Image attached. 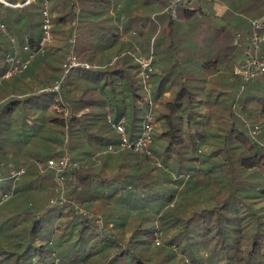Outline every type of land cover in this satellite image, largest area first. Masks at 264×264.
Listing matches in <instances>:
<instances>
[{
    "label": "trees",
    "instance_id": "obj_1",
    "mask_svg": "<svg viewBox=\"0 0 264 264\" xmlns=\"http://www.w3.org/2000/svg\"><path fill=\"white\" fill-rule=\"evenodd\" d=\"M5 1L0 72L7 70L13 39L24 59L39 49L45 11V0ZM47 1L53 39L44 55L8 79L10 93L0 101V169L5 175L26 169L0 204V264H264V144L258 140L264 141V74L244 86L240 115L227 103L210 108L184 81L166 112L152 98L155 156L120 148L107 114L124 118L134 136L150 107L140 54L130 48L149 57L156 35L167 71L153 67L150 84L160 75L162 94L171 52L206 27L197 19L205 15L199 1L181 4L173 19L169 0H156L157 24L135 33L134 43L114 31L110 0ZM209 1L227 6L232 36L221 41L235 84H242L230 50L237 47L235 34L243 42L250 20L264 15V0ZM71 55L91 67L64 75ZM58 83L60 90H51ZM59 101L61 109H54ZM209 139L212 147H203ZM65 153L79 167L65 172L67 188L55 190L47 160ZM62 196L70 202H51Z\"/></svg>",
    "mask_w": 264,
    "mask_h": 264
},
{
    "label": "built area",
    "instance_id": "obj_2",
    "mask_svg": "<svg viewBox=\"0 0 264 264\" xmlns=\"http://www.w3.org/2000/svg\"><path fill=\"white\" fill-rule=\"evenodd\" d=\"M183 1L184 0H169L167 10L173 19L177 18L180 5L185 3ZM0 3L9 4L5 0H0ZM47 3L48 1L45 0L43 33L39 44V49L34 52H30L29 56L24 59L20 55V51L13 39V49L6 54L5 58L8 67L0 77V85L2 84L4 79H9L16 74L25 71L36 54H45L46 45H48L53 39L51 32L52 22L47 10ZM250 24L251 32L246 38L247 42L245 43V45H243V43L241 42V33H236L234 38V45L243 49L241 62L237 64L233 70L234 75L236 77H239L242 81V89H244V86L247 83L254 81L260 75L264 74V15L251 19ZM6 31V26L3 23H0V32L6 33ZM24 49L26 51L30 50L28 45L24 46ZM136 60L140 64V75L144 81L148 93V103L150 105L149 109L144 115L141 126V133L136 138H131L126 129L124 119L116 120L111 115V113L107 114V121L110 123L111 127L118 136V146L120 148L129 149L136 153L153 158L154 153L152 151V144L154 141L155 115L153 111V99L151 97L150 84V77L151 73L153 72V49H151V55L149 57L138 56L136 57ZM77 67L88 69L91 67V65L88 62H80L74 55H71L69 56V61L65 64L64 75H66L70 69ZM60 87L61 83H58L51 90L59 91ZM247 127H249V124H247ZM108 149L113 150L114 147L110 145ZM39 167L41 172L45 171L42 163H39ZM78 167V163L73 161L69 155H60L47 160V168L52 170L57 178L61 179L65 178V172ZM25 173L26 169L24 167H21L19 169L11 168L9 169L7 175H5L0 169V204L8 200L12 196L16 184L20 181ZM7 181H10V186L7 189H2L1 185L5 184V182Z\"/></svg>",
    "mask_w": 264,
    "mask_h": 264
},
{
    "label": "rangeland",
    "instance_id": "obj_3",
    "mask_svg": "<svg viewBox=\"0 0 264 264\" xmlns=\"http://www.w3.org/2000/svg\"><path fill=\"white\" fill-rule=\"evenodd\" d=\"M148 0H110V10H111V15L113 16V28L114 31L119 35L120 39H123L124 42L130 41V42H134L133 38L135 36V33H137L138 31L141 30H146V29H150L152 28L155 24H157V17H158V4H156V0H150L148 2H151L152 4L150 5L149 3H147ZM199 1V7L201 8V10L204 12V14L206 15H198L200 17H197L198 20L202 21V23L200 24H206V27L204 26H199L198 31H196V36L194 37V39L191 38L190 41L186 42L185 44V48L189 50L191 53L195 54V50L197 51V54L200 55L199 57L202 60H206L208 59V50L209 47H211L215 41L216 36L218 35V31H225L226 34L231 35V29L228 26V20L232 21L230 18H226L225 20H221V19H216L214 16H216L217 14H223V12H221L220 6L219 5H215L214 3L210 2L209 0H198ZM183 2H187V0H184ZM182 2V3H183ZM18 6V5H17ZM139 8V9H138ZM168 11V10H167ZM179 14H180V10L178 11V19H179ZM216 20V21H215ZM217 27H220V29H218ZM222 27H226L225 30H222ZM218 29V30H217ZM231 30V31H230ZM195 33H192V37ZM155 41V42H154ZM157 41L156 40V35L153 36V38L151 39V43H150V48L153 49V59L155 60L153 67H155V72L158 74H161V72L163 71H167V67L160 63V61H162L161 59V52L159 51V48L157 47ZM150 42V41H149ZM196 47V49H195ZM150 49V50H151ZM181 49V48H180ZM176 50V52H171V59L173 58L174 61H171L170 59V63H171V71L170 73L173 72L174 68H176V61L178 60L180 62V66H182L181 68H185V66L187 67L184 71L187 72L188 68L193 65V63H190L188 61V52H186V56L184 51L181 52L182 50ZM234 51H236L237 53L240 51L239 47H236L235 49H232ZM22 52V50H21ZM132 55H139L141 56V52L138 48H136V46H134L133 48H130V51ZM206 53H208L206 55ZM30 52H27L26 55L27 57L29 56ZM138 57V56H137ZM222 62V60L220 61ZM174 66V68H172V66ZM1 69V66H0ZM5 72V71H4ZM4 72H0V77ZM185 73V72H184ZM228 75V73H227ZM234 77V76H233ZM159 78H161V76H157V79L152 78L151 79V88L153 90L152 93V98L155 100V103L157 104V106H159V109L162 110L163 112H166L167 107L165 106V103L169 100L168 99V95H161L160 94V90L158 88V85L156 83V80H158ZM234 79V78H233ZM228 80V79H227ZM229 83V82H226ZM12 85V82L8 79H4L2 84L0 85V99H2L3 97L7 96L10 89V86ZM231 87V91L226 94V98H227V104H231L232 105V109L235 113H237L238 115H240L239 113H241V107L242 104L240 102V94H242L241 92L243 91L241 84H237V85H232ZM164 88L167 90L173 88L172 86V82H168L164 85L163 87V91L165 92ZM213 90H210L209 93L213 94ZM160 95V96H159ZM60 99V98H59ZM217 98H214V100ZM163 100V101H162ZM162 101V102H161ZM212 105H210L209 107L211 108V106L213 107L215 105V103H211ZM61 103L59 102H55L53 104V108L54 109H61L60 106ZM252 106V105H251ZM242 114V113H241ZM13 116L17 117V112H13ZM214 122V121H213ZM216 125H220V126H225V124L223 123V121H215ZM250 122V126L249 131L252 135H254L255 137H257L258 134H255L254 131H258V126L257 128H253L251 126ZM249 124V123H248ZM255 124V123H253ZM214 125V124H213ZM247 126V124H246ZM10 132V130H8V133ZM141 133V127H138L136 133L134 136H129L131 138H136L137 136H139ZM11 136V135H10ZM211 139H213V136H209ZM211 139H209V144L208 146H203V147H212L211 144ZM259 142L264 144V141L259 139ZM64 155H68L67 153H65ZM155 156V155H154ZM54 180L56 182L55 187H53V189L55 190H60L65 189L68 187L67 182L64 179L61 178H57L56 176L54 177ZM10 181L5 182V184L3 185H7V188L10 186ZM190 183L185 182V185H189ZM3 185H1V187H3ZM52 203L56 204V203H63V202H70L69 199L65 198L64 196L60 197V200H58L57 198H54L52 201ZM159 242L161 243V240L158 239ZM157 242V241H156ZM158 244V243H157Z\"/></svg>",
    "mask_w": 264,
    "mask_h": 264
},
{
    "label": "crops",
    "instance_id": "obj_4",
    "mask_svg": "<svg viewBox=\"0 0 264 264\" xmlns=\"http://www.w3.org/2000/svg\"><path fill=\"white\" fill-rule=\"evenodd\" d=\"M212 3H214L215 5H219L221 12H223V14H217L214 17L216 19L225 20L226 18L224 17V14L227 10V6L221 3H218V2H212ZM217 28L220 29V27H217ZM225 35H226L225 31L224 32L223 31L220 32V30L218 31V35L216 36L213 45L209 47V50H208L209 54L206 53V55L207 54L209 55L207 61L202 60L199 57L200 55L197 54L196 50H195L196 55H194L189 50L181 48L180 50H182L181 52L184 51L185 56L189 54L188 61L190 63H193V65H191L186 72L184 70L187 67L185 66V68H181L182 66H180V62L177 60L175 64L176 68L171 73L170 80H169V82H172L173 88L169 90L168 89L166 90L164 88L165 92L162 89L163 92L161 95L163 94L164 96L168 95V99H169L168 101L170 100L173 101L178 95V90L182 86V83L184 81H187L191 85V88L193 89L194 94L199 99L206 101V103H208L209 105H212L211 103H215L217 105H220L222 103H227V98L225 96L231 91L230 86L236 85L235 84L236 79L232 76V71H231L230 66L227 65V58L225 57V54L227 52L226 44L221 41V37ZM231 38L233 39V37ZM245 38L243 39V42H242L243 45H245V43L247 42ZM234 49L236 50V47H234ZM239 50L240 51L238 53L234 50H230L231 58L232 60H234V63H233L234 66H236L237 64L241 62V59L243 56V49L239 47ZM186 52L188 53L186 54ZM263 53H264V49H263ZM213 60H218V62L214 63L212 62ZM221 60L222 62H220ZM171 61H174V59L172 58ZM204 63L206 64L204 65ZM226 82H229V83H226ZM156 83L158 84V82ZM210 90L214 91L213 94L209 93ZM214 98H217V99L214 100ZM0 101H3V99H0ZM218 118L219 117L217 118L215 117L214 119H218Z\"/></svg>",
    "mask_w": 264,
    "mask_h": 264
}]
</instances>
